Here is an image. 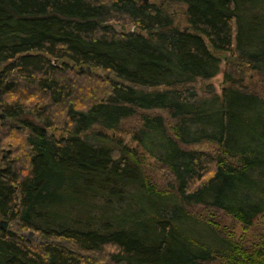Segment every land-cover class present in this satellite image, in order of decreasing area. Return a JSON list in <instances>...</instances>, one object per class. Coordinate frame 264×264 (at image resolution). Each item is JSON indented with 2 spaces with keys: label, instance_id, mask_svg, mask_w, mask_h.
<instances>
[{
  "label": "trees",
  "instance_id": "1",
  "mask_svg": "<svg viewBox=\"0 0 264 264\" xmlns=\"http://www.w3.org/2000/svg\"><path fill=\"white\" fill-rule=\"evenodd\" d=\"M161 2L0 0V264H264V0Z\"/></svg>",
  "mask_w": 264,
  "mask_h": 264
},
{
  "label": "rangeland",
  "instance_id": "2",
  "mask_svg": "<svg viewBox=\"0 0 264 264\" xmlns=\"http://www.w3.org/2000/svg\"><path fill=\"white\" fill-rule=\"evenodd\" d=\"M150 2H154L156 4H160L161 0H150ZM163 2H161L162 5ZM165 5V4H163ZM166 8L171 12L174 13V19H175V25H177L178 27L182 28V29H186L189 27V24L187 22V17H186V5L185 4H181V3H172V4H168L166 5ZM117 28L119 29V26H117ZM131 29L129 27H127V31ZM219 57L222 59V63H221V72L220 74H218L213 80H211L210 82L213 83L214 87L216 88L217 92L220 93L221 92V86L224 80V72L229 69V60L232 57V54L230 52H219L218 53ZM232 69V70H231ZM229 71L232 72L233 76H237L236 73L234 72L235 69L231 68ZM245 82L247 84H251V86L257 85L258 88H260V90L262 89L264 91V87L261 86V84L258 82V76L253 73V72H247L246 74V79ZM203 84V82H200L197 86L201 87V85ZM157 112H159L160 114H163L165 117L167 116V112L163 111V110H156ZM169 119V118H168ZM140 119L139 117H135L132 118L130 120H128L127 122H125L123 125L125 128H134L136 126L139 125ZM169 122H171V120H169ZM152 159L148 158L147 159V164L148 166H150L152 168V171H150V174L152 175V177L157 180L158 182L161 183L162 181V174L161 172H159L156 168L152 167L151 165ZM2 220H0V224H1ZM238 231H240V228L238 227ZM33 232L31 235L30 232V236H33ZM37 237V236H34Z\"/></svg>",
  "mask_w": 264,
  "mask_h": 264
},
{
  "label": "water",
  "instance_id": "3",
  "mask_svg": "<svg viewBox=\"0 0 264 264\" xmlns=\"http://www.w3.org/2000/svg\"><path fill=\"white\" fill-rule=\"evenodd\" d=\"M146 2H148V0H145ZM90 69V68H89ZM81 70H83V67H81ZM4 116V115H3ZM1 226H2V228H4V229H6V227H7V221H5V220H3L2 222H1ZM31 235H32V232H31Z\"/></svg>",
  "mask_w": 264,
  "mask_h": 264
}]
</instances>
